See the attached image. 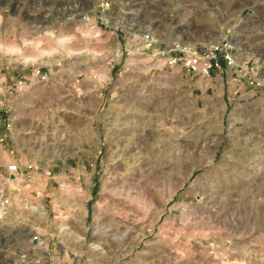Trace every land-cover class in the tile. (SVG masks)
<instances>
[{
  "label": "rangeland",
  "instance_id": "374dc122",
  "mask_svg": "<svg viewBox=\"0 0 264 264\" xmlns=\"http://www.w3.org/2000/svg\"><path fill=\"white\" fill-rule=\"evenodd\" d=\"M0 113V264H264V0H0Z\"/></svg>",
  "mask_w": 264,
  "mask_h": 264
},
{
  "label": "built area",
  "instance_id": "2783aa9c",
  "mask_svg": "<svg viewBox=\"0 0 264 264\" xmlns=\"http://www.w3.org/2000/svg\"><path fill=\"white\" fill-rule=\"evenodd\" d=\"M193 61L195 59L192 57V55L189 56V64H193ZM0 123H3L5 125L6 130H11L12 129V120L9 119H4L0 113ZM8 140L7 136L0 135V144H3ZM13 152V150L11 151ZM19 170V164L16 162H11L5 167V172L3 173V177L1 179H10V178H16L17 173ZM6 199L3 195V192L0 191V208L1 206L5 203ZM1 221V220H0Z\"/></svg>",
  "mask_w": 264,
  "mask_h": 264
},
{
  "label": "bare ground",
  "instance_id": "6f19581e",
  "mask_svg": "<svg viewBox=\"0 0 264 264\" xmlns=\"http://www.w3.org/2000/svg\"><path fill=\"white\" fill-rule=\"evenodd\" d=\"M200 3H201V1H200ZM204 5H207V4H204ZM199 7L201 8V4L199 5ZM193 9H194V8H193ZM195 9H196V8H195ZM221 32H222V31L220 30L219 33L222 34ZM238 42H240V41H238ZM238 45L243 46V48H244V47H247V44L244 43V42H240ZM243 48H242V49H243ZM239 55H241V54H239ZM234 197H235V196H234ZM94 241H95V240H94ZM98 245H100V244L98 243ZM98 245H97V246H98Z\"/></svg>",
  "mask_w": 264,
  "mask_h": 264
}]
</instances>
